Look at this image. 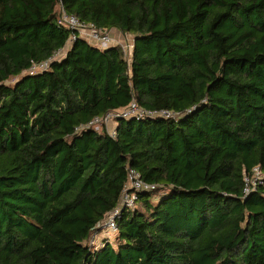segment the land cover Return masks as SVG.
I'll list each match as a JSON object with an SVG mask.
<instances>
[{"label": "trees", "instance_id": "trees-1", "mask_svg": "<svg viewBox=\"0 0 264 264\" xmlns=\"http://www.w3.org/2000/svg\"><path fill=\"white\" fill-rule=\"evenodd\" d=\"M61 9L131 35L130 56L69 45ZM131 102L175 118L87 127ZM255 167L264 0H0V264H264V179L243 194ZM128 168L155 188L95 248Z\"/></svg>", "mask_w": 264, "mask_h": 264}, {"label": "built area", "instance_id": "built-area-1", "mask_svg": "<svg viewBox=\"0 0 264 264\" xmlns=\"http://www.w3.org/2000/svg\"><path fill=\"white\" fill-rule=\"evenodd\" d=\"M59 24L70 30L68 44L77 39H82L88 42L90 45L97 47L98 49H107L113 45H120L124 54L126 50L117 41L112 33L105 29H98L92 24H87L79 21L74 15L66 14L62 9L60 12ZM133 45V44H132ZM132 46L128 55L131 53ZM48 66V61H44L40 64H32L28 70L29 74H34L37 71H42ZM161 116L164 118H175V114L168 110L150 111L138 106L135 102H131L126 108L118 111H110L103 116L95 117L88 123L87 127H92L95 131L100 132L103 128L108 132L107 124L115 123L116 119H143ZM114 130L109 134H112ZM263 174L258 167H255L251 171V175H245L243 194L248 195L255 191V189L263 183ZM155 185L143 181L140 174L132 168L127 169V182L124 185V189L120 195L117 205L110 210L104 217V219L98 225V228L107 230H116V218L124 208H133L137 199V193L154 190ZM93 244V238L90 241ZM101 246V245H100ZM98 246V247H100ZM95 247V246H94ZM95 247V248H98Z\"/></svg>", "mask_w": 264, "mask_h": 264}, {"label": "rangeland", "instance_id": "rangeland-1", "mask_svg": "<svg viewBox=\"0 0 264 264\" xmlns=\"http://www.w3.org/2000/svg\"><path fill=\"white\" fill-rule=\"evenodd\" d=\"M115 34L116 36V39L117 41H119V43L124 47V49L126 50L125 52H127V54H125V56L128 58L130 55H128V52L130 51V48H131V43H132V40H133V37L131 35H124L122 33H120L119 31L117 30H112V35ZM114 36V35H113ZM68 49V46L61 49L56 55H55V59H57L58 57L61 58L66 50ZM15 81V80H14ZM13 81V82H14ZM11 82V83H13ZM113 124L112 123H109L107 124V129H108V132H112L113 131ZM99 230V233L97 235H95L93 237V244L95 247H98L101 245L102 243V238H108L111 243H113V240H114V236H115V231L113 230H107V229H98Z\"/></svg>", "mask_w": 264, "mask_h": 264}, {"label": "crops", "instance_id": "crops-1", "mask_svg": "<svg viewBox=\"0 0 264 264\" xmlns=\"http://www.w3.org/2000/svg\"><path fill=\"white\" fill-rule=\"evenodd\" d=\"M113 35H114V38H116V37H115L116 35H115V34H113ZM125 36H126V35H125ZM132 44H133V40H132L131 46H132ZM112 124H113V127H114L113 130H114L115 127H116V122H115V123H112Z\"/></svg>", "mask_w": 264, "mask_h": 264}]
</instances>
